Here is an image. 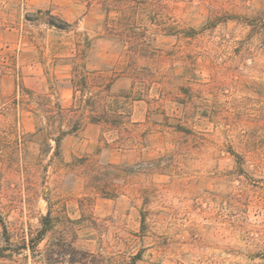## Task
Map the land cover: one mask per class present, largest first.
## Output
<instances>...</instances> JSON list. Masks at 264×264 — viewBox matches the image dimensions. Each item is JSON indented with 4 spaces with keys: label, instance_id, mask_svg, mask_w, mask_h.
Segmentation results:
<instances>
[{
    "label": "rangeland",
    "instance_id": "rangeland-1",
    "mask_svg": "<svg viewBox=\"0 0 264 264\" xmlns=\"http://www.w3.org/2000/svg\"><path fill=\"white\" fill-rule=\"evenodd\" d=\"M144 1L0 0V245L28 264L62 238L97 264H264V0H165L170 24L197 32L187 39L157 31ZM125 14L133 37L148 19L161 54L157 89L192 71L191 84L166 85L194 95L185 129L178 105L167 100L149 120L141 102L134 120L139 134L152 133L140 153L106 148L91 123L58 158L28 148L40 110L30 94L71 105L65 59L77 40L95 47L90 68L123 65L120 42L94 39ZM44 227L33 255L27 246Z\"/></svg>",
    "mask_w": 264,
    "mask_h": 264
},
{
    "label": "trees",
    "instance_id": "trees-1",
    "mask_svg": "<svg viewBox=\"0 0 264 264\" xmlns=\"http://www.w3.org/2000/svg\"><path fill=\"white\" fill-rule=\"evenodd\" d=\"M83 1L97 3L105 8L109 4L108 0ZM141 4L152 5L153 19L151 22L157 27V31H166L168 35H176L183 39L193 38L197 34L194 30L185 29L178 24H170V19L165 18L164 14L165 0H152L151 3L144 1ZM132 8L126 7V11L130 12L134 9ZM131 17L125 14L118 21L109 23L106 33L94 39L120 42L123 46V65L102 64L100 68H90V57L92 51L95 50L91 40L87 39L84 45L80 40L74 43L71 49L72 56L65 59L72 66L70 84L73 98L69 107H64L61 103L53 104L48 96H45V100L44 98L35 100L33 93L30 94V102H35L40 110L35 109L31 113L36 122V130L27 136L26 146L28 148L29 144H33L43 149H54V157L58 158L61 155L64 141L80 132L86 124L91 123L100 126L102 141L106 148L140 153L145 144L144 138L147 141V137L152 133L151 130H147L139 134L141 123L134 120L135 105L141 102L148 105L149 120L154 114L163 111V103L167 100L178 105L183 112L185 111L179 119L181 124L178 127L180 130L185 129L184 127L192 119L188 108L194 103V95L189 93L188 89L184 90L183 87L178 86H175L178 89H174L177 93L171 95L166 85H173L182 80L186 84H191L195 77L191 70H187L184 76L172 74L171 81L163 82L165 88L157 89L156 84L159 83L157 75L160 70L158 62L161 54L153 47V40L147 35L148 19H143L141 33L134 37L127 33L132 23ZM49 23L61 31H67L71 27L70 24L60 26L53 22ZM173 55L174 53L171 56ZM177 55L181 59H193V55L184 49H179ZM120 81L128 82V87L115 89ZM178 90L185 95L182 96ZM156 95L159 97L157 98ZM17 142V146L22 145V139ZM3 229V233L6 234L8 229ZM49 231H51L50 228L44 227L39 238L32 240L27 246L33 255ZM8 249L0 245V260L8 261L10 264H28L23 258H15L12 250L10 254H6ZM96 259L94 254L81 251L75 248L71 241L62 238L58 241H51L45 252L34 256L31 264H97Z\"/></svg>",
    "mask_w": 264,
    "mask_h": 264
},
{
    "label": "crops",
    "instance_id": "crops-1",
    "mask_svg": "<svg viewBox=\"0 0 264 264\" xmlns=\"http://www.w3.org/2000/svg\"><path fill=\"white\" fill-rule=\"evenodd\" d=\"M64 106V105H63ZM65 107V106H64Z\"/></svg>",
    "mask_w": 264,
    "mask_h": 264
}]
</instances>
